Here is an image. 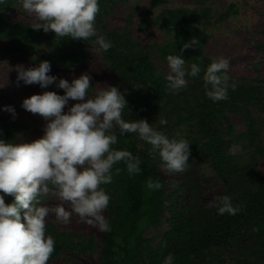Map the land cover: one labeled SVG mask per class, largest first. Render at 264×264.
I'll list each match as a JSON object with an SVG mask.
<instances>
[{
	"label": "trees",
	"instance_id": "1",
	"mask_svg": "<svg viewBox=\"0 0 264 264\" xmlns=\"http://www.w3.org/2000/svg\"><path fill=\"white\" fill-rule=\"evenodd\" d=\"M115 1L99 0L95 27L98 36L112 43L108 52L103 53L110 69L120 83L133 87L125 94L127 108L123 116L126 120L145 119L170 138L187 139L190 143L188 163L191 156L209 160V167L223 183L225 194L241 210L236 215H219L216 207L204 206L195 182L186 189L181 186L168 192L158 169L161 162L151 145L135 134L126 138L118 136L119 142L113 147L138 156L141 172L129 175L126 165L119 162L113 166L112 182L102 185L110 196L107 219L111 230L104 232L100 263L164 264L165 257L171 253L173 264H232L223 257V248L246 249L247 244L249 255L235 264H264V175L255 172L259 155H264V145L260 139L259 118L253 112L255 109L264 113V83L231 78L230 83L237 84L235 91L229 89L227 100L211 101L205 94L202 77L203 70L212 62L204 53L209 39L204 26L212 23L213 10L206 5V0H199V7L165 8L152 18L149 15L153 10L168 0H148L147 17L138 27L145 29L156 22L169 36L162 46H155L160 57L167 61L168 55L180 54L187 65L197 63L202 69L196 77H188L190 83L185 88L172 93L168 81L150 59L147 49L151 46L140 45L127 30H105L104 17ZM16 4H20L19 0H5L0 4V40L5 56L20 58L35 52L42 41H47L50 51L42 58L52 68L66 69L70 64L86 61L88 45H96L97 37L83 41L56 37L52 31L34 30V25L10 17ZM228 15L226 12L218 18ZM192 38L198 39L199 45L184 49L183 45ZM259 48L264 51V44ZM228 114H241L246 131L236 134ZM161 118L167 120L166 125L159 124L157 119ZM222 123H226V131ZM182 125L190 128V133L179 135L177 131ZM14 128L16 125L0 124V139L14 142L10 135ZM235 138L244 140L254 149L246 164H240L230 153ZM116 169H120L119 173ZM149 179L159 181L162 187L149 190L146 187ZM6 196L11 203L12 195ZM165 213L168 215L164 216ZM164 218L166 230L160 235L146 236V232L150 228L157 229ZM155 238H158L156 243ZM54 241L52 258L72 249L81 252L93 248L92 239L84 243L80 238L75 242L70 234L56 233Z\"/></svg>",
	"mask_w": 264,
	"mask_h": 264
},
{
	"label": "clouds",
	"instance_id": "2",
	"mask_svg": "<svg viewBox=\"0 0 264 264\" xmlns=\"http://www.w3.org/2000/svg\"><path fill=\"white\" fill-rule=\"evenodd\" d=\"M4 3L5 0H0V4ZM19 3L37 18L34 30L52 31L56 37L83 41L95 36L101 53L112 47L109 40L97 35L95 21L100 11L99 0H19ZM198 45V39L192 38L183 48ZM166 60L167 86L172 93L187 86V77H196L202 71L197 63L187 65L180 54L168 55ZM229 65L230 61L221 57L203 70L205 94L213 102L227 100L229 89L235 91L237 87L236 82L230 83ZM15 71L17 83L38 84L41 88L56 84L63 95L45 91L22 101L26 111L46 121L41 137L28 143L0 139V193L14 197L12 203L6 204L5 195L0 194V264H48L55 249L54 239L46 235V218L50 212L63 224H68L75 213L102 232L111 230L103 214L110 196L102 185L112 182L113 166L119 162L126 165L129 175L141 172L138 156L113 147L119 142L118 136L135 134L150 144L162 167L169 172L187 169L188 140L179 136L170 138L145 119L125 120L127 102L117 87L108 85L107 89L90 97V75L82 73L71 82L58 79L49 75L48 61L30 68L18 64ZM69 100L78 102L65 112ZM4 111L13 117L16 115L11 106H5ZM159 124L166 125L167 120L161 118ZM116 171L119 173L120 169ZM146 187L158 190L162 185L149 179ZM50 193L68 203L70 209L62 205L40 206V198ZM216 201L213 206L219 215H236L241 210L228 195L218 196ZM21 209L26 210L23 222ZM173 261L174 255L170 253L164 264H173Z\"/></svg>",
	"mask_w": 264,
	"mask_h": 264
},
{
	"label": "rangeland",
	"instance_id": "3",
	"mask_svg": "<svg viewBox=\"0 0 264 264\" xmlns=\"http://www.w3.org/2000/svg\"><path fill=\"white\" fill-rule=\"evenodd\" d=\"M199 5V0H168L162 7L154 9L149 17H156L165 8H195ZM206 5L213 10V20L212 23L204 26L205 33L209 35L204 47L205 55L212 61L221 57L227 58L230 61L228 74L231 78L264 83V51L259 48L261 44H264V0H206ZM148 8V0H116L111 11L104 17L105 30H127L140 45L151 46L152 48L147 49L150 59L157 71L166 78L169 73L167 61L160 57L155 46H162L167 42L169 36L156 22L151 23L145 29L138 27L141 20L147 17ZM226 12H229L226 18H218L219 15ZM10 17L34 26L38 23L35 15L27 13L21 4H16L13 7ZM2 42L0 40V124L16 125V128L10 132L14 140L12 143H28L43 135L46 121L38 114L26 111L22 107V101L33 94H42L45 91H54L63 95V90L59 89L56 84L41 88L38 84L26 85L22 81L17 83L15 66L22 64L25 68L37 67L43 61L42 56L50 51L47 48V41H42L35 52H29L20 58L5 56ZM82 73H87L91 77V87L88 92L90 97L99 90L107 89L108 85L117 87L124 95L133 90L130 84H122L118 81L104 54L98 50L94 43L88 45L86 61L70 64L66 69L51 67L49 75L71 82L73 78L79 77ZM186 79L187 84H189V78ZM77 102L69 100L64 111L67 112L68 108ZM5 106H11L15 109V117L4 111ZM253 112L259 118L260 139L263 140L261 142L264 145V113L255 109ZM123 118L126 120L124 116ZM228 119L236 134L246 131L245 121L241 114H228ZM159 120L157 119L158 122ZM221 127L226 131V123H222ZM189 130L190 128L186 125H182L177 133L186 135L190 133ZM128 135L132 134L122 137L126 138ZM253 152L254 149L244 140L232 139L230 153L240 164L248 163ZM158 169L167 183L166 190L168 192H172L181 186L186 189L188 185L195 182L204 206L213 207L218 196L226 195L223 183L213 174L209 167V160L203 157L191 156L190 163L184 172H169L161 164H159ZM255 172L257 175H264V155H259L258 167ZM3 195H5V203H10L7 201L6 194ZM10 199H12V203L14 197L10 196ZM56 205H62L66 210L70 209L68 203L61 201L54 194L50 193L40 198V206L52 208ZM20 211L23 222L26 210L21 209ZM103 214L107 218L108 210L106 209ZM167 215V213L164 214V216ZM166 228L167 223L164 218L161 225L157 229L150 228L146 232V236L160 235ZM56 233L70 234L75 242L80 238L84 243L92 239L93 248L81 252H77L76 249L61 252L55 258L50 257L48 264H101L100 253L104 232L97 227L85 223L75 213L70 216L68 224H63L56 219L54 213L50 212L46 218V235L54 239ZM157 239L155 238V243ZM246 245H244L246 249H250ZM223 249L225 250H223V257L232 264L237 263L240 258L250 253V250L242 247L239 250H230L226 247Z\"/></svg>",
	"mask_w": 264,
	"mask_h": 264
}]
</instances>
